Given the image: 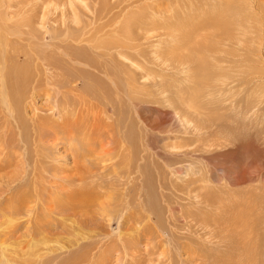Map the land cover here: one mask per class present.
Masks as SVG:
<instances>
[{
    "label": "rangeland",
    "instance_id": "obj_1",
    "mask_svg": "<svg viewBox=\"0 0 264 264\" xmlns=\"http://www.w3.org/2000/svg\"><path fill=\"white\" fill-rule=\"evenodd\" d=\"M115 1L103 0L102 3L101 0H73V4L76 5L71 7L70 0H7L10 4L7 15L3 16L0 13V18L10 20L9 25L13 29L24 27V31L22 27L20 28L24 32L23 39L21 38L24 41L18 35L10 36L12 45L9 46L7 54L11 53V50L13 54H8L9 58L7 54L0 56L2 74L0 89L3 85L7 88L15 84L14 92L9 88L8 92L0 91V109L7 106L2 101V95H6L7 100L14 103H11L13 114L20 115L21 120L25 122L26 131H21L17 127L16 134L18 137L28 136L26 142L16 141L17 146L21 148L16 153L19 155L15 158L16 162L11 163L12 165L4 164L5 168H0V194L6 187L12 186L10 189H13L8 188L2 195L4 197H0V263L12 264V257L17 253L24 254L23 252L26 253L27 250H41L40 252L45 253V250L41 249L42 236L31 237L29 234L39 215L37 211L47 206L44 198L51 199V195L59 198V192L66 189V181L74 178L72 174L76 172L71 170L74 165L73 157L67 154L69 150L59 141H47V149L43 151L46 169L41 175L48 176V185H45L44 189L40 186L37 190L31 180L40 174L32 170L33 168L29 166L31 162H26V159L32 157L35 152V147L31 143L33 113L47 119H60L57 112L62 110V114L74 111L79 117L81 115L76 120L80 126V132L76 135L77 140L80 141L83 137L92 140V136L95 139L97 147L89 154L86 162L91 163L94 171H97L98 177L95 180L103 182L105 189L97 188L96 191L110 196L108 199L103 195L102 202L107 201V205L114 207L115 205H112L116 203L115 197L120 195L123 188L139 185L141 201L157 213L152 214V220H144L142 214V223L131 224L132 227H128L129 230L138 232L131 233L125 229V232L129 233L126 234V240L133 238L130 244L137 242V246L128 245L129 258L126 256L123 264H264V26H243L248 31L244 36L246 42L237 44L228 42L230 45H219L220 49L213 55L202 53L200 56L204 61L196 59L177 65L175 59H172L174 61L172 62L166 57L168 43L171 42V37L167 33H171L167 29L160 27L154 29L152 26H128L131 32L122 30L125 26L120 24L128 16L130 9H124V12L114 9ZM90 5L93 9L89 7ZM100 6L105 7L98 12ZM73 8L77 10L76 14ZM108 12L110 14L107 16ZM72 13L78 15L77 19ZM65 14L67 15L64 16ZM110 18L117 19V22L114 26L106 27ZM146 19L147 17H144L142 20ZM119 27L120 33L117 31ZM44 28L55 32L64 50L79 51L84 53V59L91 60L90 66L85 65L87 61L71 65V62H65L59 55V65L64 71V76L59 78L72 80V84L77 86V91L73 90V93L51 85L44 77L46 70L41 68L38 57L43 55L49 57L51 51L49 47L42 45L43 40H50L47 34L44 38ZM201 32L203 33L198 34L196 42L203 41V37L214 33L217 35L219 30L211 28ZM126 33H130L131 37H121ZM0 36L3 38L4 35ZM110 38L126 40L124 56L115 47L110 49L105 47L101 50L100 56L95 50L90 49L91 45L95 47L102 40ZM161 50L164 55L166 53L165 58L158 55ZM17 52L22 57L21 62L15 59ZM25 55H28V58ZM102 62L107 64L110 77L103 74ZM13 66L21 67V72L12 73ZM28 72H31L28 80L20 81L22 75L25 76ZM112 80L116 81L125 93L122 104L116 101V88ZM18 84L23 86L22 91L17 88ZM86 94H97L96 96L101 99L104 97L112 99L113 106L105 107L99 100L100 103L93 102L94 107L89 110H82L78 99L82 96L85 98ZM85 100L88 101L89 98ZM95 108L97 115L94 114ZM83 124L89 127L86 134L82 131ZM104 124H108V128ZM104 132L109 133L108 136ZM52 161L58 162L55 164L59 167L56 172L58 179H52L50 175L51 167L54 166ZM82 161L79 160V168L83 166L80 163ZM137 166L139 173L137 172L135 179ZM26 184L27 186H24ZM109 184L113 188L109 187ZM114 187L119 193L112 191ZM35 191L43 197L42 200L37 198L38 204L30 200L32 202H28L26 207L18 206L20 209L16 210L15 215L7 214L10 205L16 206L13 202L16 195L27 194L26 192L35 195ZM107 191L109 195L105 193ZM112 193L113 195H110ZM99 201L100 199L97 201L98 205H103ZM27 208L37 210L30 212ZM96 208L94 211H98ZM71 215L72 212H66L63 216ZM96 216L104 221L102 215ZM75 219L89 220L94 225V221H90L93 217L72 218ZM72 222L70 220L67 224L71 226ZM115 222L109 229L111 233L116 230ZM145 223L149 224L148 226L152 225L153 229L145 228L147 225ZM84 224L81 229L76 227L77 232L82 235L88 233L87 226L90 225ZM159 225L166 233H170L162 238L158 236ZM59 232L60 230L57 233ZM136 235H143L146 239L142 236L141 240ZM184 236L187 238L182 239ZM29 237L35 243L28 242L31 241ZM56 237L59 238L52 241L50 247L58 249L57 252L68 249L69 240L73 239V236L67 237L63 234ZM153 237H157L155 238L157 240H153ZM158 237L162 242H169L161 244ZM147 239L154 247L149 248L151 244ZM175 239L180 244H176ZM33 245L39 247L29 249ZM184 246L187 249L183 248ZM133 254L137 257H133Z\"/></svg>",
    "mask_w": 264,
    "mask_h": 264
},
{
    "label": "bare ground",
    "instance_id": "obj_2",
    "mask_svg": "<svg viewBox=\"0 0 264 264\" xmlns=\"http://www.w3.org/2000/svg\"><path fill=\"white\" fill-rule=\"evenodd\" d=\"M82 1H84V0H82ZM101 1L103 3V0H101ZM69 3H70L71 7L73 5H76V4H73V0H70ZM85 5H87V4H85ZM85 5H84V7H87L89 4L87 6H85ZM92 5H93V3H92ZM92 5H90L89 7L92 8ZM113 5H114V9L117 8L119 10H123L122 12L125 11L124 9H127V10L130 9L128 16L120 24V26H125L122 30L129 31L128 26L129 27L130 26H135V27L136 26H143V27L144 26L145 27L146 26H150V27L152 26L154 29L159 28V27L161 29H167L171 34H174L172 36L171 34L167 33L168 36L171 37L172 43L171 42H170L171 44L168 43L169 44L168 49L166 46V49L168 50V51H166V53H168V54L166 55V53H165V55L167 57V60H169V61H172V59H175V61L178 62L177 65H182L185 61L186 62H193V61H196V59L197 60L199 59L200 61H204V59L200 55H203L202 53H205V54L209 53V54L213 55L215 52H217V50L220 49L219 45H222V46L230 45V44H228V42L229 43L234 42L235 44L240 43V42H246L247 40L244 39V36L247 34L248 31H247V28H244L243 26H247V27L248 26H264V0H116L115 4L113 3ZM8 6L10 7V4L7 2V0H0V13H2L3 16L7 15L8 10H9ZM93 6H96V5H93ZM101 6L97 10L98 12L99 11L101 12L105 7V6H103V7H101ZM55 7H56V5H55ZM107 7H109V6H107ZM80 8H81V6H80ZM85 9H87V8H85ZM131 10H134V11H131ZM73 11H75V14L77 13L76 12L77 10H75L74 8H73ZM117 12H118V10H117ZM63 13H62V15H63ZM118 13L120 14V12H118ZM75 14H73V15L77 19L78 15H75ZM109 14H110V12H108L107 16ZM112 14H111V16H112ZM66 15L67 14H65L64 16H66ZM116 15H117V13L115 14V16ZM111 16H109V17H111ZM144 17H147V19L142 20ZM114 20H112V19L109 20V24L107 22L106 27H108V25L114 26L115 23L117 22V19H114ZM9 21H10L9 19L5 20L4 18H0V34L4 35L3 38H1V36H0V48L2 49L0 51V56L6 55L8 52L7 50L9 49V46L11 47L12 43L10 40V38H11L10 36L18 35V37L20 36L19 37L20 39L21 38L23 39L22 35L24 34V32H23L24 27L21 26L23 28L22 29L19 26V27L13 29L12 27H10ZM41 21H43V20H41ZM20 28L23 31H21ZM91 28H93V26ZM120 28L121 27H119L117 30L118 33H120L119 32ZM211 28H215V30L216 29L219 30V33L217 35H215V33H214V35H211L208 37H203L202 38L203 41H201V40L199 42L195 41V40H197L196 38H197L198 34L203 33V32H201L202 30H209ZM42 31H43V29H42ZM91 32H90V34L92 35ZM129 32H131V31H129ZM145 32H146V30H145ZM94 33H95V31H94ZM26 34H28V32ZM46 34L49 36L50 40L49 41L43 40L42 45L49 47L51 49L49 57H47L48 55L47 56L43 55L42 57L41 56L38 57V59L41 61V63H40L41 68L43 70L44 69L46 70V73H44V77L51 85L65 89V90H67V92L72 91V93H73V90L75 92V90L77 89V86L72 84V80L64 79V77L62 79L59 78V77L64 76V71L62 70V66L59 65L60 62L58 61V59H60L59 55L62 56V58L65 62H67V63L71 62V65H72V63L78 65V64H81L80 61H87L88 63L85 62V65L90 66L89 64H91V62H90L91 60L84 59L83 58L84 53H81L79 51L73 50V51L68 52V51L64 50L63 45H61V43L58 41L59 37L55 35L54 31L45 29V32L43 33L44 38H45ZM127 36L131 37L130 33H126L125 35H122L121 37L127 38ZM13 38H12V40H13ZM148 39H150V38H148ZM22 41H24V40H22ZM98 41H97V43H98ZM129 41H131V40H129ZM63 44H65V43H63ZM126 44H127L126 40H120L118 38H110L106 41H105V39H104V41L102 40V42L98 43L95 47H93L91 45L90 49H92V51L95 50L97 52V55L100 56L102 54L101 50L105 49V47L109 48V49L112 47H115L117 49V51L120 52L121 55L124 56L123 53L125 51L123 52V49L126 47ZM79 50H81V48H79ZM164 51H165V49H164ZM160 52L158 53V55L160 57L165 58V55H164V53H162V50ZM219 52H221V51H219ZM14 53H15V50H14ZM8 54H13L12 50H11V53H8ZM8 54H7V56H8ZM94 54H95V52H94ZM169 56H170V58H168ZM205 56H208V55H205ZM25 57L28 58V55H25ZM25 57L23 59H25ZM8 58H9V56H8ZM11 58H12V56H11ZM15 59L19 60V61H20V59H22V57H20V53L17 52ZM3 60H5V59H3ZM25 61H27V60H25ZM172 62H174V61H172ZM1 63H3V61ZM83 63H82V65H83ZM101 65L104 68V69L102 68L103 74L106 75L107 77H110L107 64L105 62H102ZM73 66L75 67V65H73ZM2 68H4V67L2 66ZM20 68L18 66H13L11 69V72L12 73L13 72L20 73L21 72ZM30 73L31 72L26 73L25 76L22 75L23 77H21L20 81H23L24 79L27 81L28 78L31 76ZM9 74H11V73H9ZM0 76H2L1 72H0ZM3 77H5V74H3ZM14 78H16V77H14ZM0 80H2V78ZM84 82H85V80H84ZM5 83H7V82H5ZM11 83H14V82L11 81ZM112 83L116 88V92H115L116 93V101L118 103L122 104L124 99H125V93H123V90L118 86V83L116 81L112 80ZM86 85H85V87L88 88V86H86ZM195 86H196V84H195ZM131 87H133V86H131ZM7 88H9L10 91L14 92L13 89L15 88V84L10 85ZM7 88L3 85L0 89V91L1 92H8ZM17 88L20 91L23 90L22 85H19ZM128 88H130V86ZM188 90H189V87H188ZM195 90H196V88H194V92H195ZM56 91L59 92V89L56 88ZM130 91H132V90H130ZM92 92L95 93L94 91H92ZM134 93H136V92H134ZM41 94H43V93H41ZM97 94H95V95H92V94L91 95H87V94L84 95L85 98H89L88 101H86L85 98H83V96L78 99V103H79V105H81L82 110H89L94 105L93 102L97 103V101L99 102V100L105 104V107H108V106L110 107V105L113 106L112 99H108L106 97L101 99L98 96H96ZM197 94H198V92H197ZM44 95H45V93H44ZM59 95H61V92L59 93ZM137 96L138 95H136V97ZM2 97H3L2 101L4 103H6L7 106L5 108L0 109V168H5L4 164L12 165L11 163H15L16 162L15 158L17 156H19L16 153H18V151H20L21 148H19L17 146L16 141L20 142L21 140H23L26 142V139L28 136L21 135L20 137H18V135L16 134L17 127L21 131H26L25 122H23L24 120L23 121L21 120L20 115L15 116L13 114V111L11 108H12V104H14V103L7 100L8 98L6 95H2ZM59 97H62V96H59ZM57 103H58V101H57ZM134 104H135V108H136V102ZM56 107L60 108V106H57V105H56ZM66 108H67V106H66ZM95 112H96V108L94 109V114L97 115ZM97 113L99 114L100 112H97ZM57 114L60 116V119H47V118L42 117L36 113H33V117L31 118V120L34 121V126L32 129V132H31V135H32V142L31 143L35 147L34 148L35 152L33 151L34 154L32 155V157L26 159V162L30 161L31 163H29L30 164L29 166H31L33 168L32 170L35 173L40 174L39 176H37L35 179H32L31 181H32V184L35 186L36 190L40 186L42 189H44L45 185H48L47 184L48 183V179H47L48 176L47 175H41L43 170L46 169V167H44L45 162L43 159L44 158L43 151H45V149H47V143H48L47 141L56 140V141H59L62 145H64V148L69 150L67 154H69L71 157H73L72 163L74 165H73V168L71 170L75 171L76 173L72 174V175H74L73 176L74 178H72L71 180H74L76 182L71 181V180H67L66 181V184H67L66 189H63L62 190L63 192H59L60 193L59 198L56 199L54 197L55 195L54 196L51 195L50 196L51 199L48 198V200L46 198H44L45 201L47 202V206L41 207V209L39 211H37V212H39L38 213L39 215H37L38 217L36 218L34 227L30 231L29 235H31V237L42 236L41 244L43 246H41V249L45 250V253L40 252L41 250L40 251H36V250L28 251L27 250L26 253L25 252H23L24 254L19 253V255L17 253L18 256L16 255L15 257H12V264H115L114 262H116L118 264H123V260L125 259V257L128 256V258H129L130 253H128V251H129L128 245L130 244V241H132V239H133L130 237V238H128V241L126 240V238H127L126 234L128 235L129 233H126L125 229H126V231L133 233L135 230L131 231V230H129L128 227H132L131 224L142 223V220H141L142 214H143L144 220H152L153 219L152 216L157 215V213L154 212L153 208H148V206L144 205L143 202L141 201V194L142 193H141V187L139 185L129 187L128 189H126V187H125L122 189L123 191L121 193H119L118 190L115 189V187H114V189L112 191L120 194V195H117V197H115L116 200L113 199L116 201V203H115V201H112L115 203L112 206H114V205L115 206L111 207L110 205H107L106 200H105L106 202L104 201L105 203H103L102 201L104 199L101 200L102 196L105 195L104 198H108V199L110 196L108 197L106 194H103V192L101 193L100 191H98V192H100V193H98L96 191L97 188L102 189L104 187L103 182L100 183L99 181L95 180L98 177V173H97V171H94V166L92 167L91 163L88 164L86 162L87 158L89 157V154H92L94 148L97 147L94 137L92 136L93 139L90 140L89 137L84 138L82 136L83 138L80 141L77 140L76 135H77V133L80 132V126H78L76 120L78 119L79 116L74 111L62 114V110H60L57 112ZM80 117H81V115H80ZM98 117H100V116H98ZM107 125L104 124V126L108 128ZM109 126H111V125H109ZM82 131L85 134H86V132H89V127L87 126V124H83ZM102 131H104V130H101V132ZM100 134H102V133H100ZM105 134H107V133H105ZM108 134L106 136H108ZM25 142L23 144H25ZM100 145L102 146L101 143H100ZM28 153H30V152H28ZM107 153H109V152H107ZM101 154H103V153H101ZM109 156L112 157L111 155H109ZM34 157H36V158H34ZM46 157H48V156H46ZM103 157H104V155H103ZM4 159H7V160H4ZM80 159L83 160L82 162H80L83 164V166L79 168L78 166H79V160ZM58 162H59V160H58ZM58 162H53L54 164L51 163L54 165L51 167L52 170L50 172L52 179L53 178L58 179L56 172H57V169L59 167H58V165H55ZM13 165H15V164H13ZM105 165H107V164H105ZM25 167H27V166L25 165ZM101 167H103V165H101ZM24 169L25 168H23V172H24ZM138 169H139V166H137L136 170H135L136 171L135 179H137V172L139 171ZM100 172H102V171H100ZM102 173H104V172H102ZM66 175H68V174H66ZM61 176H62V174H61ZM116 176H114V177L116 178ZM120 176H122V175H120ZM21 178H22V176H21ZM13 179H12V181H13ZM60 180H62V178ZM12 181L10 182V184L12 183ZM14 181H16V180H14ZM103 181L106 182V180H103ZM61 184H63V183H61ZM95 184L97 186H95ZM24 186H27V184ZM111 186L112 185L109 184V187H111ZM8 188L9 187H6L4 191H1L2 193L0 194V197H4L2 195L5 194L4 192H6ZM111 188H113V187H111ZM103 189H105V188H103ZM10 190H13V189H10ZM55 190H56V188H55ZM115 190H117V191H115ZM51 191L53 192L54 190H51ZM101 191H103V190H101ZM108 191H109V189H108ZM108 191L105 193L108 194L109 193ZM35 192H36L35 195H32L31 193H28V192H26L27 194L16 195L14 198V201H13L16 204V206L10 205L9 208H7L9 210V213H7V214H9L11 216L15 215L17 213L16 210L18 208L20 209V207H18V206L24 205V207H26L25 205L28 202L31 203L33 201V202H36V204H38L39 202H37V200L38 199L42 200L43 197L40 193H37V191H35ZM55 194H57V193H55ZM100 194H102V195H100ZM110 195H113V193ZM11 196L13 197L12 194H11ZM111 198H114V197L111 196ZM7 199H9V198H7ZM99 199H100L99 203L102 202L103 205H98L97 201ZM3 200H4V198H3ZM30 200H32V201H30ZM117 202H119L120 204H118ZM11 203H12V201H11ZM94 203H97V204L94 205ZM24 207H21V209ZM27 207H28V205H27ZM36 207L39 208L38 205ZM95 207H97L96 209H98V211H94ZM31 208H27V209H29V211L33 210ZM37 208H36V210H37ZM36 210H33V211H36ZM66 212H72V215L69 217L63 216L64 213H66ZM117 212H118V214H117ZM96 214L102 215L104 221L106 220L105 221L106 223L103 220H101L100 217H97ZM95 216H96V218H94ZM71 217L72 218L73 217H77V218L93 217V219H91L90 221H94V225L91 224L89 222V220H83V219L82 220L81 219L72 220ZM15 219L13 221H15ZM174 219H176V218L174 217ZM174 219H173V222H175ZM70 220L73 221L71 226H69L67 224V222ZM157 220H158V218H157ZM113 222H115L117 224V227H116V230H113L111 233L109 229H111L112 225L114 224ZM150 222L152 223V221H150ZM179 222H181V221H179ZM12 223H14V222H12ZM84 223L90 224L87 226L88 233L86 235H82V234L78 233L77 232L78 228H76L77 226L79 227V229L83 228L85 226ZM176 223H174V224H176ZM186 223H188V222H186ZM145 224H147V223H145ZM181 224H183V223H181ZM143 225H144V223H143ZM148 225L149 224H147L145 226V228H147L148 230H150V229L152 230L153 226L152 225L148 226ZM177 226H179V225H177ZM138 227H139V225H138ZM157 228H159V230H160L158 236H160L161 238L165 237V235L170 233V232L166 233L162 229L163 227H161L160 225ZM136 229H138V228H136ZM143 229H141V232H143ZM58 230H60L59 233H57ZM13 231H14V229H13ZM80 232H82V231H80ZM83 233H84V231H83ZM61 234L66 235L67 237L73 236V239L69 240L70 246L68 249H66L64 252H62V251L57 252L58 249H55L53 247L51 248L50 243L52 241H54L55 239L59 238L56 236H59ZM152 234L154 235L155 232H153ZM183 234L185 235V233H183ZM142 236H137V237L139 239H141ZM180 236H181V234H180ZM137 237H135V238H137ZM160 237H158V238H159V240H161V244L163 242H169V241H163L162 242V239ZM36 238H38V237H36ZM36 238H34V240ZM144 238L146 239V237H144ZM155 238H157V237H153V240ZM184 238H187V237H185V236L182 237V239H184ZM29 239L31 240L30 237H29ZM139 239H137V240H139ZM150 239H152V238H150ZM170 239H171V237H170ZM61 240H62V238H61ZM65 240H68V239H65ZM155 240H157V239H155ZM171 240H170V242H172ZM176 240L177 239H175V242H176ZM28 242L35 243L32 240L28 241ZM147 242L150 243V241H148V239H147ZM154 242H157V241H154ZM175 242H173V243H175ZM178 243L179 242L177 241L176 244H178ZM54 244H57V243H54ZM136 244H137V242H136ZM136 244H132V245H136ZM161 244L159 243L160 246H161ZM27 245L29 246V244H27ZM132 245L130 244V246H132ZM186 245L187 244H185V246ZM148 246H150V245H148ZM185 246L183 248H186ZM34 247H39V245H33L32 248L29 247V249H33ZM151 247H154V246H152V244H151V246L149 248H151ZM138 248H139V246H138ZM138 248L136 247L137 250H138ZM155 248H153V249H155ZM183 251H186V250H183ZM148 255H149V253H148ZM134 256L137 257V255L133 254V257ZM170 256H172V255H170ZM179 256L181 257V255H179ZM115 257H117V258L115 259ZM182 263H183V261H182Z\"/></svg>",
    "mask_w": 264,
    "mask_h": 264
}]
</instances>
